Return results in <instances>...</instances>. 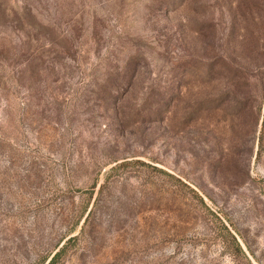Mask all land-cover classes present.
Segmentation results:
<instances>
[{
    "label": "rangeland",
    "instance_id": "374dc122",
    "mask_svg": "<svg viewBox=\"0 0 264 264\" xmlns=\"http://www.w3.org/2000/svg\"><path fill=\"white\" fill-rule=\"evenodd\" d=\"M264 264V0H0V264Z\"/></svg>",
    "mask_w": 264,
    "mask_h": 264
},
{
    "label": "trees",
    "instance_id": "16d2710c",
    "mask_svg": "<svg viewBox=\"0 0 264 264\" xmlns=\"http://www.w3.org/2000/svg\"><path fill=\"white\" fill-rule=\"evenodd\" d=\"M61 252L60 253H56L53 258L50 260L49 264H55L56 261H57V258L60 256Z\"/></svg>",
    "mask_w": 264,
    "mask_h": 264
}]
</instances>
